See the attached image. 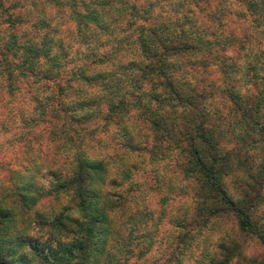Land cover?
<instances>
[{"label": "clouds", "instance_id": "9594fccd", "mask_svg": "<svg viewBox=\"0 0 264 264\" xmlns=\"http://www.w3.org/2000/svg\"><path fill=\"white\" fill-rule=\"evenodd\" d=\"M0 233L12 264H264V0H0Z\"/></svg>", "mask_w": 264, "mask_h": 264}, {"label": "trees", "instance_id": "16d2710c", "mask_svg": "<svg viewBox=\"0 0 264 264\" xmlns=\"http://www.w3.org/2000/svg\"><path fill=\"white\" fill-rule=\"evenodd\" d=\"M253 109H248V112H252ZM206 136L203 134L199 125L196 126L193 135L190 138V151L192 155V163L194 165V170H199L208 179L204 184L206 191L212 195H216L217 190L213 183V171L216 165V161L211 158V154L206 151L207 144ZM220 178V174L216 175V179ZM249 189L252 192H256L254 185L249 184ZM255 199V197H253ZM225 209H228V205L225 203ZM241 223L245 228L251 226L252 220L246 213H238ZM12 242L4 238V234L0 233V264H12L10 261V255L15 257L19 255L24 250V241H18L16 247H9ZM39 245H36L31 249V254L23 259H21L20 264H43L40 254H38L37 249Z\"/></svg>", "mask_w": 264, "mask_h": 264}]
</instances>
